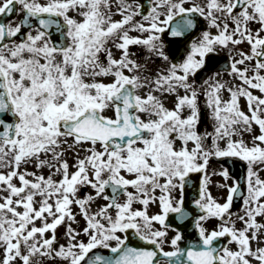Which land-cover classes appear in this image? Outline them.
I'll return each mask as SVG.
<instances>
[{
  "label": "snow or ice",
  "instance_id": "1",
  "mask_svg": "<svg viewBox=\"0 0 264 264\" xmlns=\"http://www.w3.org/2000/svg\"><path fill=\"white\" fill-rule=\"evenodd\" d=\"M262 172L264 0H0V264H264Z\"/></svg>",
  "mask_w": 264,
  "mask_h": 264
},
{
  "label": "water",
  "instance_id": "2",
  "mask_svg": "<svg viewBox=\"0 0 264 264\" xmlns=\"http://www.w3.org/2000/svg\"><path fill=\"white\" fill-rule=\"evenodd\" d=\"M235 163L236 168L233 167V172H235L236 174L239 175V177L241 178V180L243 179V174H242V163H239L235 160H233ZM200 177V174H192L191 177L189 178V181L186 185V191H185V196H186V203H189L190 207H195L192 198L193 196H198V187H197V178ZM201 178V177H200ZM198 212V209H197ZM188 234H192L195 229L194 226L193 227H189L187 229ZM227 238H225L226 240ZM194 242V241H193ZM132 243L134 246H145L147 247V245L144 244L143 241H140L138 238H136L134 235L132 237Z\"/></svg>",
  "mask_w": 264,
  "mask_h": 264
},
{
  "label": "flooded vegetation",
  "instance_id": "3",
  "mask_svg": "<svg viewBox=\"0 0 264 264\" xmlns=\"http://www.w3.org/2000/svg\"><path fill=\"white\" fill-rule=\"evenodd\" d=\"M135 2L142 4L140 0H135ZM150 2H151V0H147L146 5H148ZM118 18H120V17L118 16ZM138 19H139V18H138ZM17 20H19V17H17ZM204 27H205V22H204V21H200V28H199V30L197 31V33H196L193 37H191V39H192V40L196 39V37L199 35V31H200V30H203ZM190 42H191V40H189V41L186 43L185 48L188 47V43H190ZM164 43L166 44V41H165V40H164ZM243 48H244L245 50H247V49H248V45H247V44L243 45ZM166 50H167V49H166ZM113 51H114V53H115V50H113ZM133 51H136V52L140 53V54H141V58H143L144 55H146L145 50H143V49H141V48H134ZM219 53H221V54H223V53L228 54V51H227V50H220ZM118 55H119V54L117 53V56H118ZM160 65H162V63H161L159 60H156L153 66L155 67V66H160ZM221 70H222L221 73H220L221 77H222L224 80H229L230 78L228 77L227 72H226V71H223V69H221ZM203 75H204V74H203ZM199 83H200V79H199V81H197V85H198V86H199ZM169 103H170V102H169ZM205 128H207V129L210 130L209 122H208L207 120H205L204 124L202 125V129H201V130H203V129H205ZM63 233H64V230H62V229H61V230H58V237H59L60 243H64L63 240H64L65 237H64Z\"/></svg>",
  "mask_w": 264,
  "mask_h": 264
},
{
  "label": "rangeland",
  "instance_id": "4",
  "mask_svg": "<svg viewBox=\"0 0 264 264\" xmlns=\"http://www.w3.org/2000/svg\"><path fill=\"white\" fill-rule=\"evenodd\" d=\"M257 95H259V93H256ZM242 104L244 103V101H242L241 102ZM244 138H246V140H248V139H251V137H249V136H245ZM85 147H87V145H85ZM83 154V153H82ZM29 170H32L31 168L29 169ZM217 172L216 171V169L213 167V166H211V164H210V168H209V170H208V172H209V174H211L212 172ZM44 172H45V174H46V170H44ZM261 176H262V174H261ZM211 180H212V183H211V186H210V191L212 192V194H213V196L214 197H217V195L215 194V187H214V185H213V182L215 181V183H217V182H220L221 181V179H220V177L219 176H212L211 177ZM222 197V196H221ZM217 198H220V197H217ZM102 202V204H95V206L96 207H98V206H101V205H103L104 203H103V201H101ZM137 207H139V206H137ZM151 210H153V208L152 209H150V211ZM154 211H156V209H154ZM236 213H240V211L238 210ZM77 218H80V217H77ZM233 219H235V216L233 217ZM216 222L215 221H212V223L209 225V227H211L212 225H214ZM81 225L79 224V226H78V228H77V230L79 229V227H80ZM236 227L237 228H239V227H241V225L239 224V222H237V224H236ZM170 235H171V232H170ZM262 239H264V238H262ZM260 246H264V244H261ZM232 247H235L234 245L232 246Z\"/></svg>",
  "mask_w": 264,
  "mask_h": 264
}]
</instances>
